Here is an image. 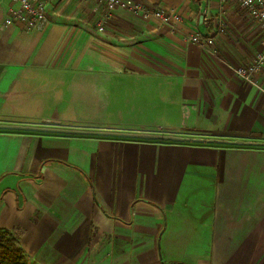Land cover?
<instances>
[{"label":"crops","instance_id":"obj_1","mask_svg":"<svg viewBox=\"0 0 264 264\" xmlns=\"http://www.w3.org/2000/svg\"><path fill=\"white\" fill-rule=\"evenodd\" d=\"M89 1L25 32L0 0V229L35 264H264V72L235 73L260 26L232 0H135L180 21L118 9L99 31ZM114 126L185 140L81 130Z\"/></svg>","mask_w":264,"mask_h":264},{"label":"built area","instance_id":"obj_2","mask_svg":"<svg viewBox=\"0 0 264 264\" xmlns=\"http://www.w3.org/2000/svg\"><path fill=\"white\" fill-rule=\"evenodd\" d=\"M56 0H10L8 13L5 18V26H18L25 32L43 31L51 22L50 12ZM104 5L106 16L112 12L122 9L131 11L143 19H155L161 23L170 21H180V17L161 6H148L135 0H98ZM247 15L253 19L262 31V49L253 55L249 63L235 69V73L244 82L253 86H261V74L264 72V0H232ZM103 31V27L98 28ZM225 25L218 27V33L224 32ZM214 35L211 33H201L194 31L187 36L192 43L203 47H212Z\"/></svg>","mask_w":264,"mask_h":264},{"label":"rangeland","instance_id":"obj_3","mask_svg":"<svg viewBox=\"0 0 264 264\" xmlns=\"http://www.w3.org/2000/svg\"><path fill=\"white\" fill-rule=\"evenodd\" d=\"M57 1V0H56ZM55 1V2H56ZM83 1V0H81ZM98 1V0H96ZM93 3L92 0L89 1V3ZM98 3V7H96L94 9V11H96L97 15H98V19L99 21H95V24H98V28L99 27H103L104 28V25L109 22V20L111 19L110 17H112V13L109 14L108 16H106V11H105V8H104V5H102L101 3H99V1L97 2ZM102 7H101V5ZM71 9H76L77 8V5L71 3V5L68 7V10L67 11H71ZM73 12V11H72ZM72 19V18H71ZM78 18L77 17H73V20L72 21H77ZM91 20L92 17H91ZM99 30V29H98ZM100 31V30H99ZM256 53V52H255ZM254 53V55H255ZM92 101V100H91ZM35 127H47L49 128L47 125H42V126H35ZM80 130V129H79ZM81 130H84V131H87V132H92V131H95V133H97V135H101V136H113V135H103L101 134V132H117V133H137V134H147V135H150V136H154V137H157V138H151V140H155V141H163L160 137H164V136H174V137H178L179 135L176 134V133H171V132H166L165 130L163 129H147V130H141V131H137V132H129V131H125V130H121L120 128H116L115 126L114 127H111V128H99V129H92V128H89V129H81ZM157 130V131H155ZM99 131V132H98ZM28 132V131H27ZM32 132H36V131H32ZM116 136V135H115ZM116 137H121V138H133V137H125V136H116ZM140 139H144V138H140ZM167 141H170V140H167ZM8 231V230H7ZM10 232H13L15 233L16 235H18L17 231L14 230V231H10ZM17 241H18V238H17Z\"/></svg>","mask_w":264,"mask_h":264},{"label":"trees","instance_id":"obj_4","mask_svg":"<svg viewBox=\"0 0 264 264\" xmlns=\"http://www.w3.org/2000/svg\"><path fill=\"white\" fill-rule=\"evenodd\" d=\"M0 264H35L30 262L13 232L0 229Z\"/></svg>","mask_w":264,"mask_h":264},{"label":"water","instance_id":"obj_5","mask_svg":"<svg viewBox=\"0 0 264 264\" xmlns=\"http://www.w3.org/2000/svg\"><path fill=\"white\" fill-rule=\"evenodd\" d=\"M10 129L22 130V131H36V132H58V133H73V131L65 130V129H57V128H45V127H32V126H9ZM103 135H113V136H125V137H133V138H157L154 136H150L147 134H137V133H117V132H101ZM162 140H170V141H182L185 140L182 137H174V136H164L160 137ZM197 140V139H196Z\"/></svg>","mask_w":264,"mask_h":264}]
</instances>
